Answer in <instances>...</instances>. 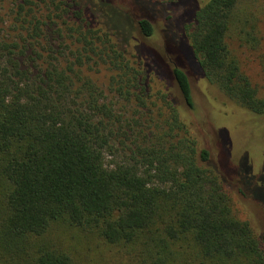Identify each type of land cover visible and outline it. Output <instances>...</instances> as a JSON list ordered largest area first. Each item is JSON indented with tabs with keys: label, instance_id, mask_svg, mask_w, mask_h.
Instances as JSON below:
<instances>
[{
	"label": "trees",
	"instance_id": "obj_1",
	"mask_svg": "<svg viewBox=\"0 0 264 264\" xmlns=\"http://www.w3.org/2000/svg\"><path fill=\"white\" fill-rule=\"evenodd\" d=\"M122 1L128 9L114 0H19L0 29V264H75L53 242L60 223L116 247L121 264H264V233L237 217L230 192L264 208L250 186L263 190L264 172L252 174L246 156L232 163L218 127L212 159L189 79L196 65L225 95L211 105L202 93L214 122L230 112L237 126L264 116V95L229 46L234 33L261 51L247 6L257 0ZM114 5L129 29L112 24ZM156 20L165 24L164 57L143 40ZM59 21L72 24L71 45ZM52 32L64 40L57 47ZM258 59L264 68V54ZM103 66L106 88L84 71ZM109 93L135 96L137 108L158 105L166 128L142 121L152 108L127 117Z\"/></svg>",
	"mask_w": 264,
	"mask_h": 264
},
{
	"label": "rangeland",
	"instance_id": "obj_2",
	"mask_svg": "<svg viewBox=\"0 0 264 264\" xmlns=\"http://www.w3.org/2000/svg\"><path fill=\"white\" fill-rule=\"evenodd\" d=\"M116 6L123 9H128L127 3L122 0H114ZM208 0H196L197 4L203 5ZM184 2V1H183ZM19 0H3L0 2V15L3 17V20L0 19V29L7 27L9 25V10L12 9ZM142 4L141 2H139ZM83 5V4H82ZM175 5V4H173ZM48 3L37 4V8L46 10ZM114 5L110 9V20L112 24L123 28L129 29L130 19H127V15L124 14ZM171 6V5H169ZM247 6L251 8V11L255 13L256 26L259 35L262 37V43L260 47V52H255L245 45H243L236 34L232 33L229 38V46L235 56L241 63L242 68L249 75L253 84L258 88L261 95H264V68L261 66L258 56L264 54V0H257V2L252 3L248 1ZM52 9H54L51 6ZM130 10V9H129ZM86 13L89 15V18L95 24L99 22V15L97 12L91 11L86 8ZM85 13V14H86ZM86 14V15H87ZM180 14L178 17L173 19L170 23V27H175L180 24L179 21ZM88 18V19H89ZM89 19V20H90ZM59 25L62 28V36L65 42L68 45H71V42L67 40V35L69 33L67 28L71 27L72 24L63 25L62 21H59ZM165 24L161 20H156L154 22V34L149 38H144V43L159 53L164 57V33L163 30ZM2 31H0L1 33ZM60 39L57 33H51L50 42L57 47L55 44L59 43ZM60 39L62 43L64 40ZM55 43V44H54ZM71 54V51L69 52ZM166 55V54H165ZM172 65V61L169 62ZM87 74L93 77L102 87L107 86L109 71L105 66L101 67L99 71L97 70H84ZM189 79L192 88L193 98L196 102V109L194 112V120L196 125L201 130L203 137L208 143V147L211 152L212 159L216 160L218 155V146L216 143V128L225 130L226 137L229 139L230 147V160L232 163L237 164L241 158L244 156L248 157L249 163L252 167V174L260 175L262 174L264 168V116L256 119L253 122H244L242 125L237 126V121H234L235 114L232 112L229 113V117H216L215 122L211 118L213 110L206 105V100L203 97V91L208 99V102L212 105L214 103L213 96H225L222 91L213 84H210L208 81H205L199 73V68L194 65V68L190 70ZM108 92V91H107ZM208 92V93H207ZM113 93H109V98H112L117 102V107L121 108L123 113L130 117L133 109H147L152 108L153 110L150 113H145L142 117V121H157L159 122V128L161 132L166 128L163 116H161L157 111H159L158 105L153 106L150 103L146 107L137 108L138 99H135V96L131 98L132 101L126 102L125 99L113 98ZM213 95V96H212ZM264 97V96H263ZM160 105V103H159ZM166 113V112H164ZM138 117V116H136ZM256 124V125H255ZM247 125L246 127H244ZM237 126V127H236ZM223 129V130H222ZM252 187L251 193L256 197H263L264 189L259 190L256 187V184H251ZM233 196L234 211L237 217L244 220H249L252 226L255 228L257 233H264V208L257 201L242 196L240 193L235 191H230ZM53 242L56 246L62 249H68V251L75 258V264H121V255L116 251V247H111L110 245L99 240L97 236L90 232L89 230H81L79 228H72L67 226L64 223L56 224L53 229Z\"/></svg>",
	"mask_w": 264,
	"mask_h": 264
},
{
	"label": "flooded vegetation",
	"instance_id": "obj_3",
	"mask_svg": "<svg viewBox=\"0 0 264 264\" xmlns=\"http://www.w3.org/2000/svg\"><path fill=\"white\" fill-rule=\"evenodd\" d=\"M165 29V28H164Z\"/></svg>",
	"mask_w": 264,
	"mask_h": 264
}]
</instances>
